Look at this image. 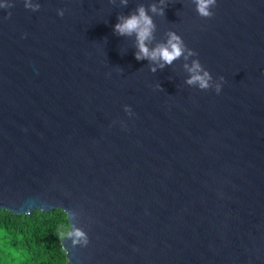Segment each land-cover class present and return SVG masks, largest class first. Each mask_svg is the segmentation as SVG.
Here are the masks:
<instances>
[{
  "label": "water",
  "instance_id": "1",
  "mask_svg": "<svg viewBox=\"0 0 264 264\" xmlns=\"http://www.w3.org/2000/svg\"><path fill=\"white\" fill-rule=\"evenodd\" d=\"M7 2L0 210H62L89 238L61 241L67 264H264V0H217L211 19L168 0L153 16L157 41L175 31L224 77L219 94L188 86L182 59L152 73L114 34L158 0Z\"/></svg>",
  "mask_w": 264,
  "mask_h": 264
},
{
  "label": "clouds",
  "instance_id": "2",
  "mask_svg": "<svg viewBox=\"0 0 264 264\" xmlns=\"http://www.w3.org/2000/svg\"><path fill=\"white\" fill-rule=\"evenodd\" d=\"M120 2L125 6L128 4V0H120ZM190 3L194 5V11L202 19H211L214 15L212 9L217 6V0H190ZM167 4L168 0H158V3H151L147 8L141 4L128 15L118 16V22L113 28L114 34L122 37H135L137 49L134 53L135 59L137 61H148L149 70L152 73L172 66L175 61L182 59L184 61L183 68L188 73L185 79V83L188 86L202 91L211 89L216 94H219L222 90L224 77L220 76L217 80H214L210 72L200 63L199 59H193V57H198V53L187 47L180 35L175 31L169 30L165 32L163 40H156L157 25L153 20V16H165ZM11 7L13 5L8 3L7 0L4 3H0V9ZM24 7L36 12L40 10L41 5L39 2L34 3L33 0H24ZM64 14V9H57L58 16L62 18ZM10 16L11 12L8 13V17ZM153 41H156V43L153 47H150ZM156 87L161 88L159 84ZM124 111L129 117L134 115L130 106L125 105ZM67 215L71 220L75 213L67 212ZM59 238L63 241L70 239L73 247H86L89 243L87 233L80 228L73 227L71 224L67 227L61 226Z\"/></svg>",
  "mask_w": 264,
  "mask_h": 264
},
{
  "label": "trees",
  "instance_id": "3",
  "mask_svg": "<svg viewBox=\"0 0 264 264\" xmlns=\"http://www.w3.org/2000/svg\"><path fill=\"white\" fill-rule=\"evenodd\" d=\"M61 226H69L60 209L16 215L0 210V264H67Z\"/></svg>",
  "mask_w": 264,
  "mask_h": 264
}]
</instances>
